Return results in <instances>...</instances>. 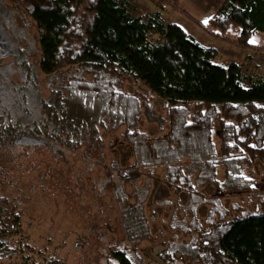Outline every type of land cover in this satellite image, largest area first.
Instances as JSON below:
<instances>
[{"label": "trees", "instance_id": "1", "mask_svg": "<svg viewBox=\"0 0 264 264\" xmlns=\"http://www.w3.org/2000/svg\"><path fill=\"white\" fill-rule=\"evenodd\" d=\"M27 1L39 58H20L13 64L24 71L25 85L35 86L38 74L45 76L49 94L40 98L38 112L27 106L24 88L6 83L8 89L18 90L13 92H18L20 107L6 108L0 97V150L48 140L59 154L54 146L81 151L87 161L102 148L101 130L123 128L121 140L133 161L121 169L113 151L106 171L119 207L123 241L111 245L101 264H153L139 255L137 245L152 239L149 224L154 213L146 216L144 203L158 170L171 194L186 197L185 202L178 197L157 202L181 211V217L171 216L169 232L175 237L173 231L178 230L185 238L166 244L158 254L163 264H179L182 258L188 264H264V193L254 192L251 211L236 204L225 210L220 204L221 194L250 193L254 174L264 178V74H244L235 62L214 63L213 49L166 22L158 11L133 15L128 0L94 1L78 62L59 70L58 49L79 0ZM153 1L162 7L163 0ZM0 8L8 10L1 1ZM204 27L221 42L264 54V47L251 42L256 32L264 34V0H220ZM140 82L147 89L144 95L126 92V85ZM155 97L161 101L160 114L151 103ZM20 108L23 113L18 114ZM143 119L162 134L149 137L140 131ZM141 176L142 185L134 186ZM0 177L6 174L0 171ZM126 184L132 185L127 193ZM206 186L216 192L209 198L200 191ZM9 202L0 195V205ZM203 206L207 211L201 219L198 210ZM17 210L13 205L0 217L2 233L17 236ZM15 243L18 246L11 247L7 238L0 240V259L24 251L37 254L26 237L17 236ZM41 262L30 264H60L54 255Z\"/></svg>", "mask_w": 264, "mask_h": 264}, {"label": "rangeland", "instance_id": "2", "mask_svg": "<svg viewBox=\"0 0 264 264\" xmlns=\"http://www.w3.org/2000/svg\"><path fill=\"white\" fill-rule=\"evenodd\" d=\"M0 1L3 7L8 9L0 8V97L3 96V105L6 108L10 107L14 110L19 97L18 92L13 91L18 90L8 89L7 84L10 83V86L11 83L15 84L24 88L27 106L39 112L40 98H46L49 94V88L45 84L46 77L38 74L35 86L25 85L22 83L24 71L13 64L19 62L20 58L28 62L37 61L39 58L38 34L28 14L30 4L27 0ZM94 1L79 0L73 5L70 22L64 29L58 49L56 69L63 70L78 62L80 45L85 40V31L92 20ZM128 1L129 10L133 15L158 11L166 22L177 24L201 46L213 49L214 63L235 62L244 74H264L262 52L221 42L218 38L211 37L209 31L205 29V21L219 7L220 0H163L162 7L155 5L153 0ZM3 22L11 30L9 28L6 30ZM28 24L31 26L29 27ZM19 33L23 38L16 40ZM251 42L254 46L263 47L261 43H264V34L256 32ZM23 48L27 51L26 54L21 51ZM13 53L16 54V58ZM125 90L128 94L142 96L147 89L140 82L133 86L126 85ZM151 103L158 114L162 113L159 98H153ZM20 111H17L18 114L23 113L21 108ZM139 130L149 137L162 134L155 124L148 123L144 119ZM122 131L123 128L111 132L101 130L102 148L99 154L87 161L81 151L72 152L59 145L54 146L59 149V154L51 148L52 143L48 140L42 145L40 143L25 144V146L7 145L0 150V168H2L0 171L3 175L6 174V178L0 177V195L10 201L8 206L0 205V217H4L11 206L16 205L17 211L20 212L19 224L16 228L17 236L26 237L29 246L37 252V254H27L28 252L24 251L0 259V264H30L32 260L42 263L43 258L53 255L60 264L102 263L103 256L108 249H111V245L122 240L119 207L114 200L112 182L106 180V171L113 160V151L118 156V165L121 169L127 168L133 161L130 148L121 140ZM160 173L161 171L158 170L154 175L144 203L145 215L149 216L152 211L154 213V219L149 224L152 239L143 240L137 245L139 255L153 264H163L158 254L168 242L185 240L178 230L173 231L175 237L171 235L168 225L172 221V215L175 218L182 216L181 211L173 212L170 204L161 205L157 202L165 199L174 202L177 197L180 202H185L186 197L183 194L177 197L171 194L160 181ZM253 176L255 188L250 193L220 195V204L225 210L230 209L232 204L240 205L249 211L254 208L256 199L254 194L264 193V178L255 174ZM217 177L221 178V171L218 172ZM142 182L141 176L133 185L140 187ZM131 186L130 184L124 186L126 193L131 190ZM200 191L207 198L216 193L212 186H206ZM132 201L133 199L129 200ZM206 211L207 206L198 210L201 219ZM17 236L9 235L8 230L4 233L0 231V240L7 238V243L11 247L18 246L15 243ZM181 262L179 264H188L186 258H182Z\"/></svg>", "mask_w": 264, "mask_h": 264}, {"label": "flooded vegetation", "instance_id": "3", "mask_svg": "<svg viewBox=\"0 0 264 264\" xmlns=\"http://www.w3.org/2000/svg\"><path fill=\"white\" fill-rule=\"evenodd\" d=\"M2 20H3V19H2ZM1 23H2V22H1ZM3 25H4V27H5L6 30H8V28H9V30H11L10 27H7V26L5 25L4 22H3ZM13 54H14V53H13ZM14 56H15L14 58H16V54H14ZM18 58H19V57H18ZM17 62H18V61H17ZM18 64H19V62H18ZM9 99H10V101H11V98H9ZM3 106H5V105H3ZM8 106H9V100H8Z\"/></svg>", "mask_w": 264, "mask_h": 264}, {"label": "crops", "instance_id": "4", "mask_svg": "<svg viewBox=\"0 0 264 264\" xmlns=\"http://www.w3.org/2000/svg\"><path fill=\"white\" fill-rule=\"evenodd\" d=\"M261 44H263V47H264V43H261ZM261 47H262V45H260Z\"/></svg>", "mask_w": 264, "mask_h": 264}, {"label": "snow or ice", "instance_id": "5", "mask_svg": "<svg viewBox=\"0 0 264 264\" xmlns=\"http://www.w3.org/2000/svg\"><path fill=\"white\" fill-rule=\"evenodd\" d=\"M205 23H207V21H205Z\"/></svg>", "mask_w": 264, "mask_h": 264}]
</instances>
